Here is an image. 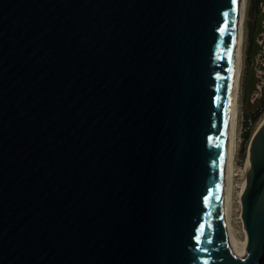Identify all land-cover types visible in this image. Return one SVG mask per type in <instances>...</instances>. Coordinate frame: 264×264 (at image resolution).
Masks as SVG:
<instances>
[{
  "label": "water",
  "instance_id": "water-1",
  "mask_svg": "<svg viewBox=\"0 0 264 264\" xmlns=\"http://www.w3.org/2000/svg\"><path fill=\"white\" fill-rule=\"evenodd\" d=\"M238 0H0V264H260L222 239Z\"/></svg>",
  "mask_w": 264,
  "mask_h": 264
},
{
  "label": "rangeland",
  "instance_id": "rangeland-1",
  "mask_svg": "<svg viewBox=\"0 0 264 264\" xmlns=\"http://www.w3.org/2000/svg\"><path fill=\"white\" fill-rule=\"evenodd\" d=\"M242 64L237 98V135L235 171L240 174L245 167L250 139L264 120V0H247L243 30ZM249 134L245 143L244 137ZM239 171V172H238ZM242 183V177L235 178ZM232 224L237 237L245 241L242 207L234 196Z\"/></svg>",
  "mask_w": 264,
  "mask_h": 264
},
{
  "label": "bare ground",
  "instance_id": "bare-ground-1",
  "mask_svg": "<svg viewBox=\"0 0 264 264\" xmlns=\"http://www.w3.org/2000/svg\"><path fill=\"white\" fill-rule=\"evenodd\" d=\"M247 0H238L235 13V45L231 60V81L229 92V104L225 118V137L222 155L221 193L223 197V213L221 218L222 239L230 250L238 256L237 263L244 261L248 239L243 223L245 241L241 242L237 237L232 224L234 196H237L238 204L243 208V199L249 189L253 176L250 159L247 157L244 170L240 174L235 171L236 135H237V98L242 64L243 30L245 21V9ZM264 120L258 125L256 131L262 126ZM255 131V132H256ZM254 132V133H255ZM239 172V171H238ZM242 177V183H236V177ZM264 198V196H263ZM242 215V214H241Z\"/></svg>",
  "mask_w": 264,
  "mask_h": 264
},
{
  "label": "trees",
  "instance_id": "trees-1",
  "mask_svg": "<svg viewBox=\"0 0 264 264\" xmlns=\"http://www.w3.org/2000/svg\"><path fill=\"white\" fill-rule=\"evenodd\" d=\"M263 97H264V91H263ZM249 134L247 133L244 137V142L246 143L249 140ZM260 264H264V256Z\"/></svg>",
  "mask_w": 264,
  "mask_h": 264
},
{
  "label": "snow or ice",
  "instance_id": "snow-or-ice-1",
  "mask_svg": "<svg viewBox=\"0 0 264 264\" xmlns=\"http://www.w3.org/2000/svg\"><path fill=\"white\" fill-rule=\"evenodd\" d=\"M236 0H233V3L235 4Z\"/></svg>",
  "mask_w": 264,
  "mask_h": 264
}]
</instances>
